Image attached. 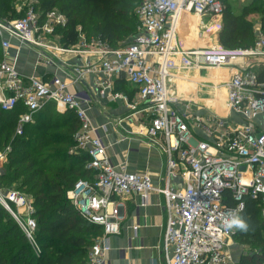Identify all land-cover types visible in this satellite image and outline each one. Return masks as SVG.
Returning a JSON list of instances; mask_svg holds the SVG:
<instances>
[{
  "label": "built area",
  "instance_id": "1",
  "mask_svg": "<svg viewBox=\"0 0 264 264\" xmlns=\"http://www.w3.org/2000/svg\"><path fill=\"white\" fill-rule=\"evenodd\" d=\"M238 1L244 0H142L135 9V35L115 50L96 38L86 40L79 28L74 47L47 42L65 25L56 11L42 15L27 8L19 19L0 21V110L11 112L20 105L24 109L15 136H22L24 127L49 104L59 114L71 112L79 124L70 153L87 157L95 180L77 182L67 198L86 221L103 228L86 264H108V238L119 233L116 201L136 198L138 207L145 208L152 195L162 198L166 222L159 257L151 264H233L227 242L235 227L227 228V222L239 215L245 198L264 203V128L257 130V120L264 116V38L247 49L186 48L179 28L186 17H221L227 4ZM23 47L36 51L37 65L56 73L28 77L18 72ZM83 56L86 62L72 63ZM211 71H227L228 77L209 84L200 74ZM87 75L101 77L98 98L123 105L129 118L142 122L138 139L164 155L165 168L155 185L148 174L128 173L113 164L105 127L88 115L90 95L71 88ZM114 80L125 81L134 97L114 92ZM183 82L224 92L221 106L218 94L214 97L217 112L201 110L181 95L177 87ZM9 152V147L0 151V176ZM225 193L234 208L224 204ZM0 207L39 253L30 198L0 187ZM261 217L264 220V208Z\"/></svg>",
  "mask_w": 264,
  "mask_h": 264
},
{
  "label": "trees",
  "instance_id": "2",
  "mask_svg": "<svg viewBox=\"0 0 264 264\" xmlns=\"http://www.w3.org/2000/svg\"><path fill=\"white\" fill-rule=\"evenodd\" d=\"M14 1L0 0V21L23 17L24 12L16 13ZM34 1L36 12L44 15L56 11L64 16V27L55 31L63 48L79 43L78 28L86 40L96 38L112 50L137 31L135 9L141 0ZM232 5L227 4L222 15L219 45L225 49L253 47L252 24L245 18L248 14L258 16L264 31V0H249L239 15H233ZM23 110L21 105L11 112L0 110V150L10 148L0 186L14 183L13 189L30 198L34 209L32 218L36 222L34 242L40 253L36 255L21 229L0 207V264H86L89 249L94 240L102 237L103 228L86 221L67 198L77 182L92 184L95 180V173L87 169V157L70 153L79 124L71 112L59 114L49 104L35 115L32 124L24 127L22 136L17 137L15 126ZM224 198V204L234 208L228 193ZM263 208L261 198L244 199L238 217L247 227H235L234 233L237 241L252 248L253 253L242 255L239 264H264Z\"/></svg>",
  "mask_w": 264,
  "mask_h": 264
},
{
  "label": "crops",
  "instance_id": "3",
  "mask_svg": "<svg viewBox=\"0 0 264 264\" xmlns=\"http://www.w3.org/2000/svg\"><path fill=\"white\" fill-rule=\"evenodd\" d=\"M190 18L191 17H186L185 22L180 23L179 37L181 41L186 44V48L207 47L201 38L195 39L192 32H187L190 27L189 25L191 24ZM11 44V53L13 54L15 44ZM35 53L36 51L29 47H23L20 50L16 67L18 72L28 77H40L43 73H47L48 75L56 73L54 68H44L37 65ZM66 58H68L67 60H70L71 57H65V59ZM84 62H86L85 56L72 60V63L75 65H80ZM200 76H202L201 78L209 84H216L218 81L227 78L228 72L211 71L209 74L202 72ZM100 78L99 75H87L79 83L72 85L71 88L76 91H87L90 95L92 103L88 109V115L92 118L94 124L99 127H105L106 142L109 145L108 153L113 164L119 166V168H124L128 173L148 174L155 185L159 174L157 173L159 170V161L158 155L154 150L155 148L146 145L143 140L138 139L139 137H131L132 130L130 128L132 127L136 132L138 131V127L131 123L134 119L129 118L130 113L123 105L119 103L109 104L107 101L98 98L97 84ZM202 79L198 78V80ZM113 83V91H115L114 87L118 88L122 85L127 86L126 88H130L123 80H114ZM187 84L188 83L184 82L178 84L177 90L181 95H185V97L194 100V102L200 106L201 110L206 109L217 112L216 105H214L216 104L214 97L219 94L220 91H216L211 87L207 88L206 86H200L197 89ZM186 86L188 89L186 94H183L184 92H182L181 89ZM134 93L135 92L130 89L125 91V94L130 99L134 97ZM115 107H118V111L127 114L124 122L129 121L128 124L126 125L122 123L123 121H121V124L126 125L125 130L131 131L129 134L125 133L124 135H120L119 138L115 137L112 139L110 138L109 133L112 128L117 131L116 126H118L111 125L112 116L117 112V109H113ZM257 125L261 126H257L258 131H260L261 128H264V116L259 117ZM127 146H129V148ZM127 148L128 150L125 151ZM116 150L119 151L118 156L122 164L115 162L114 157L115 153H117ZM126 160L127 162L125 164ZM116 203L120 207L119 233L108 238L110 248L106 257L108 264H151L159 257L162 246V237L166 222L162 198L157 195H152L149 204L145 208L138 207L136 198L131 197L117 200ZM133 227H137L136 232L132 231Z\"/></svg>",
  "mask_w": 264,
  "mask_h": 264
},
{
  "label": "rangeland",
  "instance_id": "4",
  "mask_svg": "<svg viewBox=\"0 0 264 264\" xmlns=\"http://www.w3.org/2000/svg\"><path fill=\"white\" fill-rule=\"evenodd\" d=\"M248 3H249V0H244V1H238L234 5H232L231 6V11H232L233 15H239L241 13L242 8L245 5H248ZM13 4L15 5L17 14H21L23 12L25 13V10L27 8H33L36 5L34 0H15L13 2ZM24 13L22 15H24ZM245 20L246 21H250V23L252 24V34H253V39H254V41H253L254 45L253 46H255V44L258 42V40L261 38V36L264 38V31L261 29V27L259 25L258 16H255L254 14H248V16H247V18H245ZM190 21H191V24L189 25L190 27H189L187 32H192L193 33V37L195 39L196 38H201L204 41V43L206 44L207 47H222V46L219 45V42H218V34L221 31V29H222L223 16H221V17H213V18H201V19H199L197 17H191ZM137 29H138V26H137ZM132 38H133V36L128 38L123 43H120L118 48H123L124 46H126L132 40ZM59 41H60L59 33L54 34L53 37H50L47 40V42H49V43H51V44H53L55 46H58V45L61 46L59 44ZM182 45H183V47H185L186 44H184L182 42ZM205 74H209V73H205ZM126 87H124V85H122L121 87H118V88L114 87V90H115L114 92L124 93L125 94V91H128V89L132 90L131 88H126ZM187 89H188L187 86L185 88L181 89L182 92H184L183 94H186ZM205 92H206V90H205ZM217 96H218V98H217L216 101H218V107H219V105L220 106L222 105L221 101L224 99V92H220ZM214 105H216V104H214ZM113 109L114 110L117 109V112H115L113 114V116H112L111 125H113V126L114 125H118V126H116L117 131L112 128L111 132L109 133L110 134V138H112V139H114L115 137L119 138L120 135H124L125 133L129 134L131 130H132L131 137H133V138L137 137V131L135 132V130L132 127L131 128L129 127L131 129L129 131L125 130L126 129L125 126L129 122V121L128 122H124V119L126 118L127 114H124L121 111H118V107H115ZM121 121H123L122 123H124L126 125L121 124ZM131 123H133L135 126H139V124H141L142 122L138 123L136 121H133V122L131 121ZM127 147L129 148V146H127ZM128 148L125 149V151H127ZM3 150H0V151H3ZM154 150L156 151V153L158 155V161H159V170H158L157 173H160L165 168V157H164V155L162 154L161 151H159L157 149H154ZM116 152L117 153H115V157H114L115 158V162L118 163V164L119 163L122 164V162L120 161L119 156H118L119 155L118 154L119 151L116 150ZM7 155L5 156L4 164L6 163ZM126 162H127V160L125 161V164H126ZM4 164H3V167H4ZM14 186H15L14 183L10 184V185L7 184V186H6L5 183H3L0 187L1 188L4 187V189L5 188L6 189H12V188H14ZM89 237H91V236H89ZM97 240L98 239L93 241V245H94V243ZM227 245L229 246L227 249H229L231 255H233V258H232L233 259V264H239V260H240L242 255H249V254L251 255L253 253L252 248L244 246V245H241L237 241V237L235 236V233L233 234L231 239L227 242ZM254 252H256V251H254ZM39 253H36V255H38ZM87 262H88V258L86 260V263Z\"/></svg>",
  "mask_w": 264,
  "mask_h": 264
},
{
  "label": "clouds",
  "instance_id": "5",
  "mask_svg": "<svg viewBox=\"0 0 264 264\" xmlns=\"http://www.w3.org/2000/svg\"><path fill=\"white\" fill-rule=\"evenodd\" d=\"M226 227L227 228L237 227L240 229H245L247 226L238 216H234L232 219H230L227 222Z\"/></svg>",
  "mask_w": 264,
  "mask_h": 264
},
{
  "label": "bare ground",
  "instance_id": "6",
  "mask_svg": "<svg viewBox=\"0 0 264 264\" xmlns=\"http://www.w3.org/2000/svg\"><path fill=\"white\" fill-rule=\"evenodd\" d=\"M183 22H185V18H184V20H182V22H181V23H183Z\"/></svg>",
  "mask_w": 264,
  "mask_h": 264
}]
</instances>
